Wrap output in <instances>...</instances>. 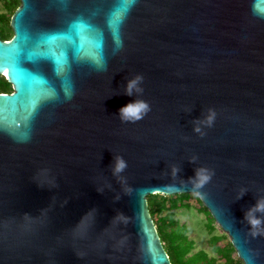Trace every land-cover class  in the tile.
<instances>
[{"label":"water","instance_id":"95a60500","mask_svg":"<svg viewBox=\"0 0 264 264\" xmlns=\"http://www.w3.org/2000/svg\"><path fill=\"white\" fill-rule=\"evenodd\" d=\"M117 3L20 0L0 37V62L34 77L0 69V264H172L152 193L196 194L243 264H264V0H127L113 30ZM53 34L59 69L30 57ZM137 73L151 111L127 123Z\"/></svg>","mask_w":264,"mask_h":264},{"label":"trees","instance_id":"16d2710c","mask_svg":"<svg viewBox=\"0 0 264 264\" xmlns=\"http://www.w3.org/2000/svg\"><path fill=\"white\" fill-rule=\"evenodd\" d=\"M0 35L4 38L7 33L0 30ZM9 91V83L4 75H0V92ZM190 193L147 194V204L149 213L153 219L156 230L166 250L172 264H243L237 256H233L235 249L230 240L221 242L225 239L224 232L211 233L207 239L208 250L206 248H195L193 238L188 236V226L175 216L174 209L188 207L185 202ZM199 209H202L208 221L206 226L209 232L215 230L214 219L207 208L195 195Z\"/></svg>","mask_w":264,"mask_h":264},{"label":"clouds","instance_id":"9594fccd","mask_svg":"<svg viewBox=\"0 0 264 264\" xmlns=\"http://www.w3.org/2000/svg\"><path fill=\"white\" fill-rule=\"evenodd\" d=\"M99 70H106V65H101ZM144 77L142 74H135L134 76L126 79L124 85V95L129 97L135 96V99L123 105L118 110V116L123 122L135 123L139 120H142L144 116L151 111L150 104L140 98L143 93V84ZM215 110L209 108L207 113L203 117H196L193 119V131L197 133H202L201 125L211 127L215 120ZM127 167V162L121 156H116L113 158V174L117 175L122 173ZM208 179V177H204ZM255 223V221H253Z\"/></svg>","mask_w":264,"mask_h":264},{"label":"snow or ice","instance_id":"6c2138e0","mask_svg":"<svg viewBox=\"0 0 264 264\" xmlns=\"http://www.w3.org/2000/svg\"><path fill=\"white\" fill-rule=\"evenodd\" d=\"M127 11V0H118L117 5L113 8L112 12L110 13L109 17V25L113 30H118L120 24L122 23V19L124 14H126ZM87 26L83 25L82 23H76L72 25V31H75L77 33H80L84 31V29ZM67 34H53L48 35L43 38L42 43L47 46L48 51L47 52H32L30 53V57H36L38 55H42L45 58L52 61L54 64V67L59 69L64 64H66V57L61 53L59 56L55 53V45L58 40L62 38V36H65ZM97 46H99V41H96ZM7 66L10 67L14 74L17 75L18 79L21 83L27 82L29 79H34L31 74L27 73L25 70L19 67V63L16 64H10V65H3L2 62H0V69L2 67Z\"/></svg>","mask_w":264,"mask_h":264},{"label":"rangeland","instance_id":"374dc122","mask_svg":"<svg viewBox=\"0 0 264 264\" xmlns=\"http://www.w3.org/2000/svg\"><path fill=\"white\" fill-rule=\"evenodd\" d=\"M191 195L188 197L185 202L189 204L188 207H179L174 209L175 216L180 220V222H184L188 226V236L193 238L195 243V249L197 248H206L208 250V242L207 239L211 233H220L224 232L217 222H213L215 226V230L209 232L208 227L206 226V222L208 221L205 212L202 209H199L198 202H196L194 193H190ZM225 233V232H224ZM226 234V233H225ZM229 240L228 235L226 234L225 239L221 242ZM233 256H236V252L232 253Z\"/></svg>","mask_w":264,"mask_h":264},{"label":"flooded vegetation","instance_id":"af4514ba","mask_svg":"<svg viewBox=\"0 0 264 264\" xmlns=\"http://www.w3.org/2000/svg\"><path fill=\"white\" fill-rule=\"evenodd\" d=\"M20 0H0V30H3L5 33H9L12 29L10 24V18L13 11L19 5ZM3 39V37L0 35ZM8 82V81H7ZM9 83V82H8ZM12 87L9 83V91L3 92H11Z\"/></svg>","mask_w":264,"mask_h":264}]
</instances>
